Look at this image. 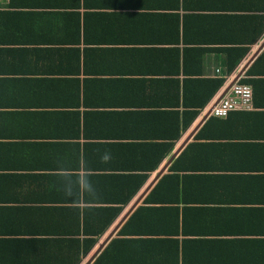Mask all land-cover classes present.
<instances>
[{"label": "crops", "instance_id": "obj_1", "mask_svg": "<svg viewBox=\"0 0 264 264\" xmlns=\"http://www.w3.org/2000/svg\"><path fill=\"white\" fill-rule=\"evenodd\" d=\"M0 264H264V0H0Z\"/></svg>", "mask_w": 264, "mask_h": 264}, {"label": "built area", "instance_id": "obj_2", "mask_svg": "<svg viewBox=\"0 0 264 264\" xmlns=\"http://www.w3.org/2000/svg\"><path fill=\"white\" fill-rule=\"evenodd\" d=\"M252 106V89L249 84L234 81L228 90L209 108L211 116L225 117L229 112Z\"/></svg>", "mask_w": 264, "mask_h": 264}, {"label": "trees", "instance_id": "obj_3", "mask_svg": "<svg viewBox=\"0 0 264 264\" xmlns=\"http://www.w3.org/2000/svg\"><path fill=\"white\" fill-rule=\"evenodd\" d=\"M243 55H237L233 60L229 61L227 65V71L230 72L234 66L237 64L238 60L242 57ZM224 78H218V79H213V90L212 93L223 83ZM239 82L248 84V82H251L249 79H240ZM211 93V94H212ZM196 112H193L192 114L195 115Z\"/></svg>", "mask_w": 264, "mask_h": 264}, {"label": "water", "instance_id": "obj_4", "mask_svg": "<svg viewBox=\"0 0 264 264\" xmlns=\"http://www.w3.org/2000/svg\"><path fill=\"white\" fill-rule=\"evenodd\" d=\"M233 82H234V81H233ZM233 82H232V83H233ZM232 83H231V84H232Z\"/></svg>", "mask_w": 264, "mask_h": 264}]
</instances>
